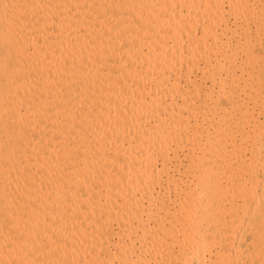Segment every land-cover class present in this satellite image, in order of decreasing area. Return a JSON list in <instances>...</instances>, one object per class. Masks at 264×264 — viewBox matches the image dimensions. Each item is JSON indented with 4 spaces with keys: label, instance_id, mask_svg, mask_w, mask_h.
I'll use <instances>...</instances> for the list:
<instances>
[{
    "label": "bare ground",
    "instance_id": "obj_1",
    "mask_svg": "<svg viewBox=\"0 0 264 264\" xmlns=\"http://www.w3.org/2000/svg\"><path fill=\"white\" fill-rule=\"evenodd\" d=\"M0 264H264V0H0Z\"/></svg>",
    "mask_w": 264,
    "mask_h": 264
}]
</instances>
